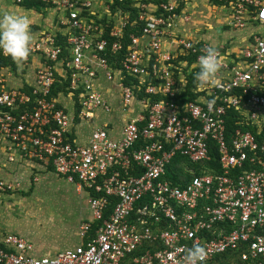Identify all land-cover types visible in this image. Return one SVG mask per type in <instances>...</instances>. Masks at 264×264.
I'll list each match as a JSON object with an SVG mask.
<instances>
[{
	"label": "built area",
	"instance_id": "1",
	"mask_svg": "<svg viewBox=\"0 0 264 264\" xmlns=\"http://www.w3.org/2000/svg\"><path fill=\"white\" fill-rule=\"evenodd\" d=\"M34 1L59 28L32 41L23 65L41 59L34 85L0 89V150L85 192L90 218L77 226L79 244L51 256L0 233V264H185L194 243L206 248L205 264H264V3L227 0L235 29L252 21L262 32L234 57L218 51L219 87L193 79L188 90L209 46L171 35L185 0ZM102 81L118 87L122 112L137 106L136 117L119 138L98 127L79 142V124L112 112ZM57 85L64 91L53 93ZM19 189L0 177L1 195Z\"/></svg>",
	"mask_w": 264,
	"mask_h": 264
},
{
	"label": "crops",
	"instance_id": "2",
	"mask_svg": "<svg viewBox=\"0 0 264 264\" xmlns=\"http://www.w3.org/2000/svg\"><path fill=\"white\" fill-rule=\"evenodd\" d=\"M221 1H224V5L218 6L210 0H185L183 9L178 12V16L174 21L171 35L175 38H185L207 44L229 57L238 55L240 50L247 47L248 43L252 40L251 35L257 32H262V30L258 31V28H254V22L252 21L247 22L244 29H235L232 26V10L230 3L227 0ZM260 1L264 3V0ZM3 12H14L19 15L29 16L30 22L36 23V25L31 27L32 31L34 30L32 33V41L41 33L47 30H53L52 28H49L50 25H48L51 18L48 17L47 19L40 20L37 15H42L34 10H28L17 5H3V0H0V13ZM256 13L257 10H253L252 14ZM182 16H187L188 21H183ZM40 66L41 59L37 56L31 57L29 62L25 65H17L14 63V69L8 65H1L0 76L3 79V83L0 86V89L3 91H9L12 89L28 90L34 85L36 71ZM102 83L104 84L106 93L105 97L112 108V112L108 115H99L92 124H79L75 129V134L72 136L73 139L75 138L79 142L85 141L90 132L98 127H106L112 137L119 138L121 128L125 121L129 118L136 117V112L138 110L136 105H134L129 112H122L119 89L116 84L107 81H102ZM59 101L68 112L73 110L72 103L62 99H59ZM40 176L41 178L46 176L44 180L47 181L49 185H53V188L50 185L52 190H48L47 194L40 198H33L32 196L30 198L31 201H25V204L22 207L27 210L32 201L40 200L49 203L53 198L54 200L52 202L54 203H58V201L61 202L62 200L63 203L61 204H67L65 212L68 215L74 216L75 214L77 215V218H75L70 227H67V230L65 229V232H63V225H60L61 227H59L57 231L62 228V235L64 234V237L70 238L74 235L76 241L71 247H69L72 248L80 242L76 234L78 224L80 221L90 218L85 192L78 190L74 186L75 194L73 193L74 196L70 199L67 191L72 189L71 184L67 183L64 178L57 176L52 169H45L41 164L28 160L16 159L12 163L7 162L5 155L0 150V177L6 178L10 181L19 182L20 189L16 192H23L26 191V189H30L33 183L40 180ZM12 194L13 193L7 195L0 194V203L3 202V199H6L7 202L13 201L16 204L22 201L17 200V195ZM80 209H82L81 213L79 212ZM0 233L6 232L0 229ZM13 234L21 236L20 233ZM52 250L53 249L51 248L46 251L47 256H51L58 252L57 250ZM35 254L46 256V254H41L39 249H35Z\"/></svg>",
	"mask_w": 264,
	"mask_h": 264
},
{
	"label": "rangeland",
	"instance_id": "3",
	"mask_svg": "<svg viewBox=\"0 0 264 264\" xmlns=\"http://www.w3.org/2000/svg\"><path fill=\"white\" fill-rule=\"evenodd\" d=\"M4 4L14 5L12 0H3V5ZM40 14L42 16L37 15L40 20L47 19L48 17L51 18L48 24L50 25L49 28H52L53 30H57L59 28L57 24V17L53 15L54 11L47 9ZM27 17L29 18V16ZM33 25H36V23L31 22V27ZM255 27L258 28V31L263 28L254 22V28ZM33 31L31 28L32 33ZM194 76L195 74H193V79ZM44 178H41L40 176V180L33 183L30 189H26V191L22 190L23 192L18 191L12 194L17 195V200H22L21 202L16 204L13 201L7 202L6 199L2 200L3 202L0 203V229L6 233H20L22 237L27 239L30 244H32L34 252L35 249H39L41 254H46L47 256L46 251L48 249L52 248V251H59L69 248L75 243L76 240L74 235L70 238L64 237V234L62 235L63 229L61 228L59 231H57V229L61 227L60 225H63V232H65L67 227H70L75 218H77V215H68L65 212L67 204H61L63 203L62 200L61 202L58 201V203H54L52 202L54 198L49 203L40 200L32 201L27 210L22 207L24 206L25 201H31L30 198L32 196L33 198H40L45 196L48 190H52L53 185L50 184L52 186L51 188L49 183H47ZM71 187L72 189L67 191L70 199H72L75 194L74 185H71ZM79 212L81 213L82 209H80Z\"/></svg>",
	"mask_w": 264,
	"mask_h": 264
},
{
	"label": "clouds",
	"instance_id": "4",
	"mask_svg": "<svg viewBox=\"0 0 264 264\" xmlns=\"http://www.w3.org/2000/svg\"><path fill=\"white\" fill-rule=\"evenodd\" d=\"M32 44L31 22L27 16L14 12L0 13V52L9 56L14 63L22 65L30 55ZM198 58L199 71L194 79L198 86L219 87L217 78L221 68L218 50L207 47ZM215 100L208 101V109L212 110ZM207 250L204 246L194 243L184 257L185 264H205Z\"/></svg>",
	"mask_w": 264,
	"mask_h": 264
},
{
	"label": "trees",
	"instance_id": "5",
	"mask_svg": "<svg viewBox=\"0 0 264 264\" xmlns=\"http://www.w3.org/2000/svg\"><path fill=\"white\" fill-rule=\"evenodd\" d=\"M210 1H212L215 5H218V6L224 5V1H221V0H210ZM21 6L24 7L25 9L34 10V11H36L38 13H42L44 10H47V7L44 4H41L39 1H34V0H25L23 2V4H21ZM1 65H8L12 69H14V62L12 61V59L10 57L9 58L0 57V66ZM192 80H193V75L188 77V87H187L188 90L191 88L190 83L192 82ZM64 89H65V87L63 88V86L57 85L54 88V92L53 93H56V90H59V91L63 90L64 91ZM186 94L191 96V93L188 92V91H186ZM230 112H231V114H229V116H236V113H234L232 111H230ZM177 161H179V159H174L172 165L167 168V172H168L167 173V178H169L172 181H175L176 175L178 173H180V171H181L180 168H177V165H178ZM47 169H52V168L48 167Z\"/></svg>",
	"mask_w": 264,
	"mask_h": 264
}]
</instances>
